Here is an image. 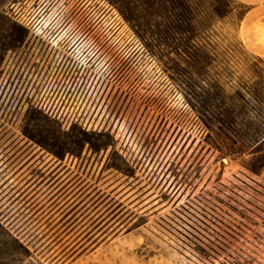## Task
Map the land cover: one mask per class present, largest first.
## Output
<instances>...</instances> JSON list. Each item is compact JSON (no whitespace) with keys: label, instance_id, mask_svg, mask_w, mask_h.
Masks as SVG:
<instances>
[{"label":"rangeland","instance_id":"1","mask_svg":"<svg viewBox=\"0 0 264 264\" xmlns=\"http://www.w3.org/2000/svg\"><path fill=\"white\" fill-rule=\"evenodd\" d=\"M187 1L213 59L201 83L232 103L264 59L238 36L245 6ZM0 12V222L30 252L7 264H264V140L205 126L102 0ZM42 114L88 142L44 149L25 134L53 127Z\"/></svg>","mask_w":264,"mask_h":264},{"label":"trees","instance_id":"2","mask_svg":"<svg viewBox=\"0 0 264 264\" xmlns=\"http://www.w3.org/2000/svg\"><path fill=\"white\" fill-rule=\"evenodd\" d=\"M102 1L117 12L158 61L171 71V78L182 87L188 104L205 126L219 131H253L249 135L251 142L258 144L264 140V59L258 58L253 77L232 88V103H226L219 100L220 92L211 93L201 83L213 59L207 44L200 39V24L192 20V6L187 0ZM247 9L245 6L242 16ZM180 72H184L183 75ZM215 89L221 90L218 84ZM42 115L53 127L40 125L34 130L44 131L42 139L31 132L25 134L44 149L59 157L62 151L73 153L75 148L88 142L78 136L64 140L61 135H70L78 126L71 123L67 129H62L58 120ZM225 115L227 119H223ZM250 170L256 172L255 167ZM18 256H30V252L0 222V264H7L6 261Z\"/></svg>","mask_w":264,"mask_h":264},{"label":"crops","instance_id":"3","mask_svg":"<svg viewBox=\"0 0 264 264\" xmlns=\"http://www.w3.org/2000/svg\"><path fill=\"white\" fill-rule=\"evenodd\" d=\"M248 9L239 20L241 43L253 55L264 57V0H236Z\"/></svg>","mask_w":264,"mask_h":264}]
</instances>
